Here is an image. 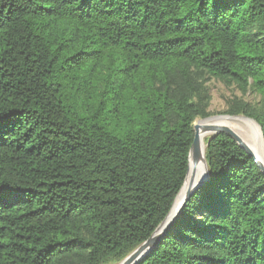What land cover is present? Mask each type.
Returning <instances> with one entry per match:
<instances>
[{
  "label": "trees",
  "instance_id": "trees-1",
  "mask_svg": "<svg viewBox=\"0 0 264 264\" xmlns=\"http://www.w3.org/2000/svg\"><path fill=\"white\" fill-rule=\"evenodd\" d=\"M211 80L253 96L221 114L264 143V0H0V264H116L148 240ZM205 161L139 264H264V175L224 135Z\"/></svg>",
  "mask_w": 264,
  "mask_h": 264
},
{
  "label": "water",
  "instance_id": "water-1",
  "mask_svg": "<svg viewBox=\"0 0 264 264\" xmlns=\"http://www.w3.org/2000/svg\"><path fill=\"white\" fill-rule=\"evenodd\" d=\"M225 116H228V115H225ZM238 116H243V115L230 116V117L233 118V117H238ZM243 117H245V116H243ZM245 118L251 120L256 125V127L259 130L262 142H263V137H262L261 130H260V127L258 126V124L250 118H247V117H245ZM207 119L208 118L201 119V121H204ZM192 128H193V142H192V145H191V148L189 151L188 170H187L186 177H187L188 172H189L191 155H193V157H194V162H198L200 159L199 139H198L199 129H202V131L209 133L210 138L207 141V144L209 143V141L211 139H213L219 135H224V136L230 138L249 157L253 158L256 166L258 167L260 172L264 175V165L259 163L256 160L252 151L246 145H244L240 141L238 136L233 131H231L230 129H228L226 127H220V126L200 127L198 124H195V122H194ZM207 144H206V146H207ZM263 145H264V143H263ZM203 162L205 163V166H206L205 176L201 180H199L195 183H192V181H191L188 184L187 188L182 193L179 202L177 203V207L174 209L173 208L174 204L178 200L179 194L181 193V191L184 187V183L186 180V177H185L183 185L180 188L178 194L176 195V197L173 201L172 207H171L169 213L167 214V216L165 217V219L161 222V224L157 227V229L154 231V233L150 236V238L148 240H146L141 245H139L136 249H134L131 253H129L125 258H123L120 262H118V264H139L149 254V252L158 245L159 241L162 240V238L169 232V230L172 228L176 219L178 218V216L180 215V213L182 212V210L184 209V207L186 206L188 201L191 199V197H193L195 195V193L198 191V189H200L202 186H204L210 180L209 174L207 171L205 155H204Z\"/></svg>",
  "mask_w": 264,
  "mask_h": 264
},
{
  "label": "bare ground",
  "instance_id": "bare-ground-1",
  "mask_svg": "<svg viewBox=\"0 0 264 264\" xmlns=\"http://www.w3.org/2000/svg\"><path fill=\"white\" fill-rule=\"evenodd\" d=\"M228 117H230V116H227V117L226 116H221V117H217V118H211V119H208V120L200 121V123H197V124L200 127L220 126V127H226L228 129H230L231 131H233L238 136L240 141L252 151V153H253L254 157L256 158V160L259 163L264 165V151H263L262 147L257 145L252 139H250L241 130H239L237 127H235L230 122V120H228ZM247 120L252 122L249 119H247ZM259 135H260V133H259ZM209 138H210L209 133L202 131V129H199L198 139H199L200 159H199L198 162H194V157H193V155H191L190 165H189V172H188V175L186 177V180H185V183H184V187H183L181 193L179 194V198L174 204V207H173L174 209L177 207V203L179 202L180 197H181L182 193L184 192V190L187 188L188 184L191 181H192V183H195V182L201 180L205 176L206 166H205V163L203 162V160H204V155H205L204 154V152H205L204 149H205L206 146H204V143H205L204 141H205V139L209 140Z\"/></svg>",
  "mask_w": 264,
  "mask_h": 264
},
{
  "label": "rangeland",
  "instance_id": "rangeland-1",
  "mask_svg": "<svg viewBox=\"0 0 264 264\" xmlns=\"http://www.w3.org/2000/svg\"><path fill=\"white\" fill-rule=\"evenodd\" d=\"M208 88L210 91L211 101H210V117L211 118H217L222 115L221 112H223L226 109V100L231 99L232 97H239L242 98L244 101L253 102L254 98L251 94H247L246 96H242L239 91H237L235 88H226L221 83L215 80H211L208 82ZM207 119V120H208ZM230 122L237 127L239 130H241L245 135H247L250 139H252L257 145L262 147L261 145V137L259 135V131L257 127L250 121L244 119L243 117H236L235 119H229ZM201 119H198L195 121V124L200 123ZM207 139H205L206 141ZM204 141V142H205ZM205 146V143H204ZM205 151V149H204ZM205 154V152H204ZM120 262V261H119ZM110 264V263H108ZM118 264V263H116Z\"/></svg>",
  "mask_w": 264,
  "mask_h": 264
}]
</instances>
